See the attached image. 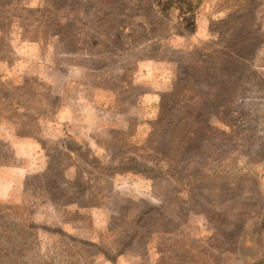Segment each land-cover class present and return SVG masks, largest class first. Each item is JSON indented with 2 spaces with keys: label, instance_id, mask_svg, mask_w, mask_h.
Segmentation results:
<instances>
[{
  "label": "rangeland",
  "instance_id": "374dc122",
  "mask_svg": "<svg viewBox=\"0 0 264 264\" xmlns=\"http://www.w3.org/2000/svg\"><path fill=\"white\" fill-rule=\"evenodd\" d=\"M0 264H264V0H0Z\"/></svg>",
  "mask_w": 264,
  "mask_h": 264
}]
</instances>
